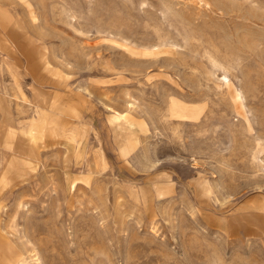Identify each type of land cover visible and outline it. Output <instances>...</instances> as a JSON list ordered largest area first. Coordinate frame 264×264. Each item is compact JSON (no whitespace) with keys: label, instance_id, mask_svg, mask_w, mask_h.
I'll return each mask as SVG.
<instances>
[{"label":"rangeland","instance_id":"1","mask_svg":"<svg viewBox=\"0 0 264 264\" xmlns=\"http://www.w3.org/2000/svg\"><path fill=\"white\" fill-rule=\"evenodd\" d=\"M0 13V264H264V0Z\"/></svg>","mask_w":264,"mask_h":264},{"label":"crops","instance_id":"2","mask_svg":"<svg viewBox=\"0 0 264 264\" xmlns=\"http://www.w3.org/2000/svg\"><path fill=\"white\" fill-rule=\"evenodd\" d=\"M0 20H1V23L2 24L7 25V26H9L12 23L11 19L8 18L7 15L6 14H3V13H0ZM3 39L5 41L11 43V38L9 37V33H7L6 36L3 37ZM15 48H16L15 46H10V47H7L6 50L8 49L12 53ZM5 65L8 67V70L12 74L13 79L15 78V80H14L15 81V84L16 83H21L19 81V79H20V73L17 70H14V66H17V65H14L13 66L7 60L5 61ZM18 77H19V79L17 80ZM34 85L35 84H33L32 86H34Z\"/></svg>","mask_w":264,"mask_h":264}]
</instances>
